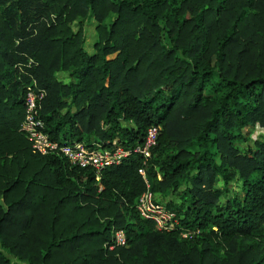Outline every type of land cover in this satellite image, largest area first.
<instances>
[{
    "label": "trees",
    "instance_id": "16d2710c",
    "mask_svg": "<svg viewBox=\"0 0 264 264\" xmlns=\"http://www.w3.org/2000/svg\"><path fill=\"white\" fill-rule=\"evenodd\" d=\"M32 80L49 139L131 150L155 124L149 157L95 179L33 152L18 131ZM244 127L264 128V0H0V264H264V137L241 151ZM146 188L197 235L141 218Z\"/></svg>",
    "mask_w": 264,
    "mask_h": 264
},
{
    "label": "built area",
    "instance_id": "2783aa9c",
    "mask_svg": "<svg viewBox=\"0 0 264 264\" xmlns=\"http://www.w3.org/2000/svg\"><path fill=\"white\" fill-rule=\"evenodd\" d=\"M24 89L23 117L19 123L18 131L29 142L31 150L40 155H61L72 166L91 169L95 179H98L100 169L117 164L131 151L141 155L144 163L150 155V149L155 145L160 130V126L155 124H151L146 128L142 142L135 145L131 150L116 145L114 140L106 147H102L98 143L84 145L80 141L71 143L53 141L49 139L44 131L43 121L38 114L44 90L37 87L34 80L25 85ZM139 172L143 176V170L140 169ZM134 208L141 218L151 221L156 230L170 231L178 229L182 238L198 233L197 229L188 230L176 226L178 224L176 214L167 209L164 204L155 201L152 192L148 188L137 196ZM262 227L264 233V223ZM112 241L116 245L122 244L124 242L123 232L112 235Z\"/></svg>",
    "mask_w": 264,
    "mask_h": 264
},
{
    "label": "rangeland",
    "instance_id": "374dc122",
    "mask_svg": "<svg viewBox=\"0 0 264 264\" xmlns=\"http://www.w3.org/2000/svg\"><path fill=\"white\" fill-rule=\"evenodd\" d=\"M53 17H54V15L50 14V18L52 19ZM96 26H97V22L92 17H89L88 19H86L84 21V24L82 25V31H81L82 47L85 50V52L88 54H93L95 52L94 44L97 41ZM71 28L75 29L74 25H72ZM31 63L32 62L30 60H28L27 63H25L26 64L25 66H29ZM18 67H19L18 69L20 71L26 72L23 69L22 65L19 64ZM56 77H57V79H60L62 82H66V83L71 82V79L69 78V76H67V73L65 71L57 72ZM242 131H243V135L245 137V141L240 142L236 145L237 148L240 149L241 151H244L247 146L252 145V141L254 139L264 137V128L244 127L242 129ZM237 183L238 182H236V181L231 182L229 185V188L233 189V188L237 187L238 186ZM216 185L220 186V182L217 181ZM156 200L160 201L161 203H164L162 199L156 198ZM119 232H123V231L120 229L114 230L112 232V235L119 233ZM196 235L197 234H192V235H189L187 238H183V239H188V238L192 239V237H194ZM178 238H182V237L180 235H178ZM221 252H222V249H219L218 253H221Z\"/></svg>",
    "mask_w": 264,
    "mask_h": 264
},
{
    "label": "crops",
    "instance_id": "0c3cea01",
    "mask_svg": "<svg viewBox=\"0 0 264 264\" xmlns=\"http://www.w3.org/2000/svg\"><path fill=\"white\" fill-rule=\"evenodd\" d=\"M154 198H159V199H162L163 202H166L168 199H170L169 195H164V196H161L160 194L158 193H154ZM163 204V203H162Z\"/></svg>",
    "mask_w": 264,
    "mask_h": 264
}]
</instances>
